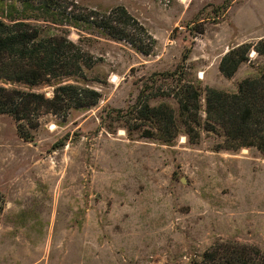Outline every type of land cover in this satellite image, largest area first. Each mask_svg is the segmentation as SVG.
Masks as SVG:
<instances>
[{
	"label": "rangeland",
	"instance_id": "374dc122",
	"mask_svg": "<svg viewBox=\"0 0 264 264\" xmlns=\"http://www.w3.org/2000/svg\"><path fill=\"white\" fill-rule=\"evenodd\" d=\"M73 1L125 7L158 44L145 56L126 43L85 41L103 59L89 73L100 103L67 120L43 116L34 142L0 115V264H189L218 241L264 255V157L219 149L223 134L204 125L193 143L171 96L176 79L194 83L205 110L207 88L236 93L264 72L254 48L234 77L220 72L231 49L264 40V0ZM140 98L173 109L176 124L134 113Z\"/></svg>",
	"mask_w": 264,
	"mask_h": 264
},
{
	"label": "trees",
	"instance_id": "16d2710c",
	"mask_svg": "<svg viewBox=\"0 0 264 264\" xmlns=\"http://www.w3.org/2000/svg\"><path fill=\"white\" fill-rule=\"evenodd\" d=\"M73 30L79 33L78 42L71 39ZM93 37L126 43L145 56L152 55L158 44L123 6L99 10L73 0H0V115L15 120L23 140L34 142L33 131L45 115L67 120L73 111L100 103L102 93L89 84V73L103 59L84 46ZM252 48L264 55V40L255 47L243 44L231 49L221 61L222 75L234 77L249 62ZM176 80L171 96L179 104L185 134L193 143L200 138L198 127L204 125L207 131L223 134L219 149L255 148L264 157V72L244 80L236 93L207 88L205 110L201 90L194 83L181 85V79ZM43 86L53 90L51 97L36 91ZM134 108V113L154 123L166 118L176 124L175 111L164 104L152 106L140 98ZM169 137L164 144L172 142L173 135ZM189 264H264V255L255 246L218 241Z\"/></svg>",
	"mask_w": 264,
	"mask_h": 264
},
{
	"label": "bare ground",
	"instance_id": "6f19581e",
	"mask_svg": "<svg viewBox=\"0 0 264 264\" xmlns=\"http://www.w3.org/2000/svg\"><path fill=\"white\" fill-rule=\"evenodd\" d=\"M254 54H255V52L253 53V55H252V56H254Z\"/></svg>",
	"mask_w": 264,
	"mask_h": 264
}]
</instances>
